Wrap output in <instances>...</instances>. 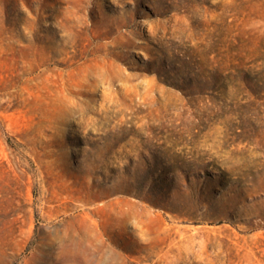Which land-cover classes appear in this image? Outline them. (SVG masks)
<instances>
[{
	"label": "rangeland",
	"instance_id": "rangeland-1",
	"mask_svg": "<svg viewBox=\"0 0 264 264\" xmlns=\"http://www.w3.org/2000/svg\"><path fill=\"white\" fill-rule=\"evenodd\" d=\"M0 264H264V0H0Z\"/></svg>",
	"mask_w": 264,
	"mask_h": 264
}]
</instances>
